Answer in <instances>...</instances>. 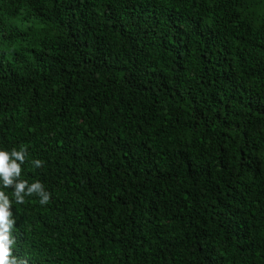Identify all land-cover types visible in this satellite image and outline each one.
<instances>
[{
	"label": "trees",
	"instance_id": "1",
	"mask_svg": "<svg viewBox=\"0 0 264 264\" xmlns=\"http://www.w3.org/2000/svg\"><path fill=\"white\" fill-rule=\"evenodd\" d=\"M22 145L28 264H264V0H0Z\"/></svg>",
	"mask_w": 264,
	"mask_h": 264
},
{
	"label": "clouds",
	"instance_id": "2",
	"mask_svg": "<svg viewBox=\"0 0 264 264\" xmlns=\"http://www.w3.org/2000/svg\"><path fill=\"white\" fill-rule=\"evenodd\" d=\"M31 163L34 168L43 167V161H29V152L23 145L17 150H0V264H28L27 259L14 255L17 243L13 235L17 220L12 211L13 201L26 204V197H39L40 205L50 203L52 194L39 180L29 183L22 178L23 165ZM12 189L11 198L2 189Z\"/></svg>",
	"mask_w": 264,
	"mask_h": 264
},
{
	"label": "rangeland",
	"instance_id": "3",
	"mask_svg": "<svg viewBox=\"0 0 264 264\" xmlns=\"http://www.w3.org/2000/svg\"><path fill=\"white\" fill-rule=\"evenodd\" d=\"M18 21H19L18 18H14V19H13V23H16V25H18Z\"/></svg>",
	"mask_w": 264,
	"mask_h": 264
}]
</instances>
